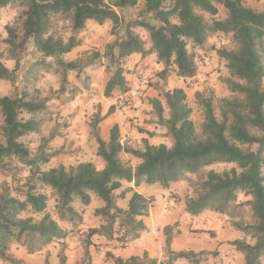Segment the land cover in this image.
I'll return each mask as SVG.
<instances>
[{
  "label": "trees",
  "instance_id": "16d2710c",
  "mask_svg": "<svg viewBox=\"0 0 264 264\" xmlns=\"http://www.w3.org/2000/svg\"><path fill=\"white\" fill-rule=\"evenodd\" d=\"M141 0H0L1 13L12 4L20 3L24 8L13 25L6 26L7 37L0 42V81L10 82L14 87L11 96L0 98L3 124L0 128V171L9 170L13 162L29 169L26 182L18 186L22 198L15 197L12 190L4 186L0 195V260L8 264H25L9 253L10 246L19 243L30 254L43 250L54 242L68 238L69 233L49 214L48 197L42 193L52 190L56 198L59 220L67 223L82 222L81 214L74 203L79 200L89 206L91 195L105 203L95 211L103 224L89 230L84 245L83 259L76 264H91L90 247L95 236L107 240H118L125 245L137 240L146 231L144 218L149 216L155 200L135 191L142 185H160L169 189L187 175L196 176L191 194L185 196V210L199 217L205 212L228 216L231 225L242 232L247 240L232 241L231 245L245 257V264H262L264 260V11L247 5L249 0H143L144 10L137 20L126 22L120 11L138 6ZM219 7L227 11L225 19H219ZM203 14L209 16V20ZM151 15L156 24L142 16ZM72 23V34L66 39L60 36L56 26L61 22ZM99 25L112 24L114 40L103 54L95 52L88 56L67 61L64 57L81 47L79 38L89 22ZM145 30L150 43L135 33ZM214 34L231 36L237 43L234 50H218L226 63L228 77L221 81L229 96L217 100L212 90L196 92V100L203 111L204 120L197 131L191 119L192 109L184 89L159 88L162 98L150 100L156 123L166 130L165 137L171 146L152 145L143 140V147L136 148L123 142L121 128L116 124L108 140L101 135V124L115 114L112 106L106 115L98 111L90 124V136L97 144V156L104 162L98 169L94 163H80L66 167L60 165L47 171V165L60 152L48 151L57 138L42 140L36 153L23 139L39 131L42 116L50 109L47 97L41 96L36 87L39 71L55 67L62 76V94L72 93L69 73L80 77L85 68L97 70L105 67L109 79L104 96L111 98L116 92H130L126 77V63L134 55L143 58L155 55L165 67L159 74L166 84L171 71L185 80L197 74L196 55L189 46L205 48ZM14 63L10 69L3 61L4 51ZM30 48H34L40 59L23 74L22 88H16L17 74ZM102 59V60H99ZM52 60L54 62H48ZM102 61V62H101ZM218 103V106L216 105ZM136 159L124 161V156ZM218 164L232 165L227 171L217 172L212 168ZM210 169V170H208ZM134 183L121 193L124 184ZM18 190V188L16 189ZM132 193L126 209L118 205ZM247 201L240 203L239 197ZM249 211L246 222L245 209ZM43 214L37 221L33 216L24 218L23 213ZM242 215V218L239 216ZM176 226L164 228L165 253L168 261L184 259L200 264L194 252L174 253L171 249ZM206 231H201V233ZM210 233V232H208ZM61 244L60 264H66ZM113 257V256H112ZM115 264H143L139 257L114 258ZM45 264H50L46 259Z\"/></svg>",
  "mask_w": 264,
  "mask_h": 264
},
{
  "label": "rangeland",
  "instance_id": "374dc122",
  "mask_svg": "<svg viewBox=\"0 0 264 264\" xmlns=\"http://www.w3.org/2000/svg\"><path fill=\"white\" fill-rule=\"evenodd\" d=\"M247 5L257 11H264V0H249ZM144 6V1L141 0L137 7L120 11L119 14L126 22L137 20L143 13ZM23 10L24 8L20 3H15L2 11L0 21V42L7 37L6 26L13 25L22 14ZM203 15L209 20L207 14ZM226 17L227 11L223 7H219L218 18L223 20ZM142 18L152 24H156L151 15H145L142 16ZM71 27L72 23L70 21H61L56 26V29L60 36L68 39L72 34ZM111 30V23H106L104 25H99L95 22L90 23V25H87L86 31L79 36L82 42L81 47L64 58L67 61L76 60L80 57L87 60L88 56H91L95 52L103 54L106 46L114 40ZM134 31L144 39L147 45H149L150 38L145 30L137 28ZM236 48L237 43L233 37L222 34L212 35L207 46L203 49L198 47L194 48L190 45L189 51L194 52L196 55L195 61L198 69L196 76L193 79L185 80L178 77L175 72L171 71L166 84L161 80L159 75L165 67L162 63L158 62L157 57L149 56V59L143 63H141V61L139 63H135V61L132 63L127 62L126 77L129 81L130 92L127 95L116 92L111 98H106L104 96L105 85L109 79V75L105 71L104 66L97 70L85 68L84 73L80 77H77L76 73H69L70 88L72 87L79 90L75 91L76 93L73 98H71L72 93L62 94V76L60 73L55 72L56 66H53V68L50 69H42L39 71V79L36 87L40 90L41 96L48 98L50 109L42 116L43 123L40 126L39 131L25 137L23 142L33 153H36L44 138L48 139L52 132L57 134V138L50 144L48 151H58L61 155L52 159L48 165L42 166V169L45 171L50 168L58 167L59 165L69 167L89 160H93L97 168H103L104 162L97 156L94 150V140L89 134L90 124L93 116L98 111H100L102 115H105L109 109L114 106L115 114L111 116L113 124L114 122H121L119 126L121 128L122 137L125 139V143L132 147L135 146L136 148L143 147L144 139L142 138L145 136L148 137L147 139H151L154 144L171 146L170 140L165 137L166 130L156 123L154 110L150 100L154 98H160L162 100L159 95V88L162 85H164L166 90L174 88L184 89L188 96V105L192 109L191 119L194 122L197 131L200 132L204 117L203 111L196 100V92H203L210 89L214 92L217 100L229 96L227 88L221 81L222 78L228 77L229 74L226 68V63L218 55V50H234ZM2 50L4 51V63L10 69H13L14 63L9 60L6 53V47L3 46ZM40 58V55L34 48L29 49L26 58L23 60L22 69L17 74L16 88L19 90L22 88L24 72ZM48 62L52 63L54 61L48 60ZM140 65L146 70V75L144 76L143 85L139 86L141 77L139 75L138 67ZM14 90L15 89L10 82L0 81V98L13 95ZM135 97H137V101H134ZM127 98L131 99L128 108L121 109L120 104L127 100ZM216 105L218 106V103ZM128 111H134L132 116L126 114ZM2 124L3 117L0 112V128ZM105 128L106 126H103L104 131L102 137L108 138L109 133L106 132ZM131 131L134 132V135H131ZM123 159L126 162L129 160L133 162V159L129 156H124ZM231 168L232 165L218 164L210 169L222 172L230 170ZM29 175V169L17 162H13L12 167L9 170H1L0 195L3 187L7 186L12 190L13 196L22 198V193L18 186L24 184ZM196 180V176L187 175L180 182L171 185L169 189H165L160 185H142L141 193L147 196L159 197V194L165 193V191L167 193L170 192L169 198L176 201L178 208H181L180 206L185 204V196L191 194L192 184L196 182ZM17 188L18 190H16ZM42 193L48 197L47 209L44 214H49L53 219H56L61 228L69 233L68 238L49 244L45 246L42 251L34 254H30L21 244L14 243L10 246L9 253L17 257H25V264H45L46 259H49L50 264H60V254L62 253L61 244L63 243L65 245L63 254L66 256L67 261L70 260V262L74 261L75 263H79L83 259V257H79V254L81 251H84L85 241L88 238L89 230H91V227L93 226L92 220L87 222V226L90 227V229H77L76 224L78 223H73L69 226L66 223H62L57 215L56 198L53 195L52 190L45 188ZM91 197L92 201L89 208L94 210L105 205V203L95 195L92 194ZM245 201H247V199L241 195L239 197V202L242 203ZM119 202L120 205L125 203L121 200H119ZM82 204L81 201L77 200L74 203V206H82ZM31 216L39 221L43 217V214L35 215L30 212L22 214V217L24 218ZM220 218L221 223H232L231 218L228 216ZM240 218H242V215L236 220ZM244 218L246 219V222L249 219V211L247 208L245 209ZM231 236H233V233H231ZM244 238L247 242H251L250 238ZM204 242L205 244L207 243L206 240ZM99 245H101V243H99ZM238 253L242 256V260H244V255L241 252ZM195 254L199 255L200 253ZM198 257L201 261H211L212 264H237L238 261L237 259H234L233 261L225 255L218 256L217 252L209 251H203V255H199ZM109 258H111V256H109ZM167 261L168 259H166L164 263ZM179 262V264H188V262L183 259L179 260ZM0 264L8 263L0 260ZM262 264H264V260Z\"/></svg>",
  "mask_w": 264,
  "mask_h": 264
},
{
  "label": "crops",
  "instance_id": "0c3cea01",
  "mask_svg": "<svg viewBox=\"0 0 264 264\" xmlns=\"http://www.w3.org/2000/svg\"><path fill=\"white\" fill-rule=\"evenodd\" d=\"M90 23H92V21L89 22L87 25H90ZM152 56L156 57L155 55ZM148 59L149 57L143 58L141 55L137 54L132 56L128 60V63H132L134 61L135 63H139L140 61L141 63H143ZM142 67L143 66L140 65L138 68H142ZM137 100H138L137 97H135L134 101ZM133 112L134 111H128L126 114L128 116H132ZM116 124L119 125L121 124V122H114L113 124V120L111 116L105 119L104 122L101 124V135L104 131L103 126H106L105 130L110 135L111 129ZM131 135H134V132L131 131ZM108 138H103V139L108 140ZM147 138L148 137L144 136L142 139L148 140L149 143L152 145H159L152 143V140ZM123 142L125 143V139H123ZM93 143H94V150L97 154V147H96L97 144L95 141ZM87 162H91L95 164L93 160H89L84 163ZM132 163L137 164L138 161L136 159H133ZM98 169H102V168L99 167ZM141 187L135 188V191L142 194ZM127 188H134V183L124 184V187L120 191H118L117 194L121 193ZM169 193L170 192L167 193L165 191V193L159 194V197L147 196L142 194L144 197L148 199L153 198L155 202L150 209L149 216L144 218L147 229L141 234V237L139 239L123 245L118 240L110 241L102 236L93 237V239L95 240L92 239L94 242L92 241V246L90 247V252L92 256L91 264H115L113 257L123 258L125 260L133 257H139L141 263L143 264H165L164 262L166 259H168L167 258L168 255L165 253L166 238L164 235V228L167 226H176L174 230L172 245H171V249L174 253H178V252L202 253L203 251L217 252L218 256L225 255L227 258L232 259L233 261L234 259H237L238 260L237 264H245V257L244 260H242V256H240V254L238 253L239 251H237L235 247L231 245L232 241L244 239L245 235L242 232L237 231L231 225L230 222H227V224L221 223L220 217L223 218L224 216L220 214L207 211L199 217H193L189 215L185 210V204L181 205L180 206L181 208H178L177 202L169 198L170 196ZM131 197H132V193L126 194L125 200H121L124 201L125 203L120 205V202L118 201V205L121 208L126 209L128 207V202L130 201ZM89 206L86 207L84 204H82V206H78V205L76 207L74 206L75 209L82 216V222L76 224L77 229H82V228L90 229V227L87 226V222L89 220H92V224H93L91 229L100 228L101 225L103 224L101 219L95 216V211L97 209L103 208L105 205L96 208L94 210L89 208ZM206 220H212V221H206ZM62 223H66L68 224V226L72 224L67 222H62ZM201 231H206V232L201 233ZM231 233H233V236H231ZM205 240L207 241L206 244L204 242ZM99 243H101V245H99ZM83 256H84V251H81L79 257L81 258ZM109 256H111V258H109ZM15 257L17 259L23 260L25 263L26 260L25 257H17V256ZM179 260H176L173 264H179L180 263ZM187 262L188 264H193L189 261ZM66 264H76V263L74 261L70 262V260H68ZM200 264H212V262L204 260L201 261Z\"/></svg>",
  "mask_w": 264,
  "mask_h": 264
},
{
  "label": "built area",
  "instance_id": "2783aa9c",
  "mask_svg": "<svg viewBox=\"0 0 264 264\" xmlns=\"http://www.w3.org/2000/svg\"><path fill=\"white\" fill-rule=\"evenodd\" d=\"M139 75L141 77V80L139 81V86H140V85H143L144 76L146 75V70L143 67L142 68H139ZM130 102H131V99L130 98H127V100H125L124 102H122L120 104V108L121 109L128 108Z\"/></svg>",
  "mask_w": 264,
  "mask_h": 264
}]
</instances>
